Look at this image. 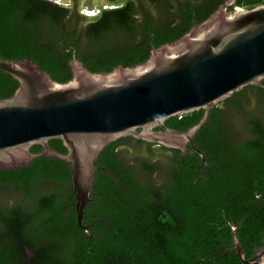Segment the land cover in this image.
<instances>
[{"label": "trees", "instance_id": "trees-1", "mask_svg": "<svg viewBox=\"0 0 264 264\" xmlns=\"http://www.w3.org/2000/svg\"><path fill=\"white\" fill-rule=\"evenodd\" d=\"M0 0V57L32 59L60 83L73 78V52L92 73L144 64L225 0H106L117 8L80 15L91 0ZM264 0H239L248 9ZM264 86V81L262 83ZM262 87V86H261ZM247 86L216 105L187 152L122 138L104 149L83 224L71 164L39 157L0 170V264H243L264 246V89ZM19 83L0 70V100ZM196 111L166 122L186 132ZM53 149L67 153L59 140ZM34 146L32 153H39Z\"/></svg>", "mask_w": 264, "mask_h": 264}, {"label": "water", "instance_id": "water-1", "mask_svg": "<svg viewBox=\"0 0 264 264\" xmlns=\"http://www.w3.org/2000/svg\"><path fill=\"white\" fill-rule=\"evenodd\" d=\"M91 2L92 9L106 4ZM70 68L73 78L60 83L32 59L0 57V70L19 83L12 98L0 100V170L25 168L39 157L71 164L78 224L89 233L83 216L95 162L112 143L133 137L183 153L190 145L205 161L194 137L213 108L264 81V4L248 9L226 0L180 40L153 47L141 65L92 73L73 52ZM200 110L202 119L186 132L166 125ZM52 140L61 141L67 153L53 149ZM34 146L41 151L32 153ZM231 227L241 262L264 264V249L248 259Z\"/></svg>", "mask_w": 264, "mask_h": 264}, {"label": "flooded vegetation", "instance_id": "flooded-vegetation-1", "mask_svg": "<svg viewBox=\"0 0 264 264\" xmlns=\"http://www.w3.org/2000/svg\"><path fill=\"white\" fill-rule=\"evenodd\" d=\"M127 0H119V6H123V5H125V2H126ZM226 1V0H225ZM238 1L239 0H237V3H238ZM224 2V1H223ZM67 3H69V6H70V2L69 1H67ZM105 5H100L99 7H97V12H94L95 14L94 15H92L93 13V9L92 10H88V8L87 7H84V8H82L81 10H80V15H82V16H87V17H89V18H93V17H96L97 15H99V14H101V11H103V10H106V9H112V8H117V5H115V4H110V3H108L106 0H105ZM223 4V3H222ZM221 4V5H222ZM220 5V6H221ZM61 6H63V7H65V8H68L69 6H65V5H61ZM239 6V5H238ZM242 8H246V7H242ZM219 9V8H218ZM230 10H231V8H230ZM90 11H92V12H90ZM92 15V16H91ZM258 87H261V86H258ZM262 89H264V86L262 85V87H261ZM156 146V145H155ZM262 249H264V246L262 247V248H260L258 251H260V250H262ZM257 251V252H258ZM256 255V254H255Z\"/></svg>", "mask_w": 264, "mask_h": 264}, {"label": "rangeland", "instance_id": "rangeland-1", "mask_svg": "<svg viewBox=\"0 0 264 264\" xmlns=\"http://www.w3.org/2000/svg\"><path fill=\"white\" fill-rule=\"evenodd\" d=\"M49 1H53L55 3H58L59 5H65V6H69V3H67L66 0H49ZM94 12H97V7H95V9H93Z\"/></svg>", "mask_w": 264, "mask_h": 264}, {"label": "built area", "instance_id": "built-area-1", "mask_svg": "<svg viewBox=\"0 0 264 264\" xmlns=\"http://www.w3.org/2000/svg\"><path fill=\"white\" fill-rule=\"evenodd\" d=\"M90 12H92V11H90ZM93 14L92 15H94L95 13H94V11L92 12Z\"/></svg>", "mask_w": 264, "mask_h": 264}]
</instances>
